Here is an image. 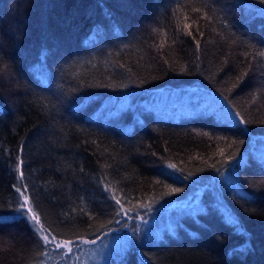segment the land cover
Here are the masks:
<instances>
[{"label": "trees", "instance_id": "16d2710c", "mask_svg": "<svg viewBox=\"0 0 264 264\" xmlns=\"http://www.w3.org/2000/svg\"><path fill=\"white\" fill-rule=\"evenodd\" d=\"M260 52L264 0H0V264L92 245L42 246L17 188L60 239L121 236L88 264H264Z\"/></svg>", "mask_w": 264, "mask_h": 264}, {"label": "snow or ice", "instance_id": "6c2138e0", "mask_svg": "<svg viewBox=\"0 0 264 264\" xmlns=\"http://www.w3.org/2000/svg\"><path fill=\"white\" fill-rule=\"evenodd\" d=\"M196 11H199V10L196 9ZM189 35H191L190 32H189ZM197 46H199L198 41H197ZM259 55L264 56V52H260ZM241 122H243L242 119H241ZM227 158L231 159V157H227ZM168 167L172 168V169H176L175 164H169ZM20 178L23 179V172L22 171L20 172ZM157 183H159V181H157ZM23 187L26 188L27 186L24 185ZM17 191L20 192L21 196H24V202L19 205V210L22 211V213L24 215L31 214L30 223L35 224V225H39L38 228H35L33 230L39 236L40 243L42 244V246L53 247L57 251L58 254L62 255V258L67 259V258H70L74 254V252L80 248L81 244H83V243L95 244L96 243V240H86L82 236H76L75 239H60L59 233L57 235H52L51 232L49 231V229L46 228L43 224H41L39 215H37L33 211V208L31 206H29V198L24 195V192L21 191L20 188H17ZM179 191H182V189H179V188H171L170 189V192H179ZM111 199H113L115 201V205L119 206L118 210L116 212V215H120L122 213L124 215H127L129 212L134 210L132 207L125 209L124 204L115 195H113L111 197ZM150 206H151L150 203L149 204H142L141 203V204L137 205V207H145V208L150 207ZM236 227H237V229H239L238 224L236 225ZM96 239H100L99 235L96 237ZM234 251L238 252L240 250L236 249ZM43 254H46V253H42V255ZM77 259H79V257H77Z\"/></svg>", "mask_w": 264, "mask_h": 264}, {"label": "rangeland", "instance_id": "374dc122", "mask_svg": "<svg viewBox=\"0 0 264 264\" xmlns=\"http://www.w3.org/2000/svg\"><path fill=\"white\" fill-rule=\"evenodd\" d=\"M209 171V170H207ZM187 206L188 203H177L176 206ZM142 218H125L124 219V222L126 223V228L121 231L120 233H122V236L123 238L124 237H127L129 234H130V230L129 228H132V227H141V226H145L143 221L141 220ZM165 220L164 218L162 217H156V219H153V220H149L147 222V224L150 226L149 228H159L161 229V224H162V221ZM165 221H163V225H164ZM150 232V230L148 229L147 231V234H150L148 233ZM121 236H116V237H112L110 238L108 241L107 240H102L100 241L99 243H96V244H92V245H85L86 247H84V250H82L80 253H82L84 256L81 257V259L84 261L85 264H88L90 261L93 262L95 261L94 259V256L97 254V253H101V249L104 247L105 249H108L107 247L112 244L114 241H116L117 239H119ZM115 239V240H114ZM146 239V237H145ZM107 244V245H106ZM104 249V250H105Z\"/></svg>", "mask_w": 264, "mask_h": 264}]
</instances>
